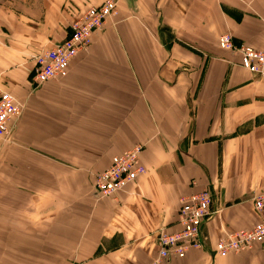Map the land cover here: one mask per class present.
Here are the masks:
<instances>
[{
	"label": "crops",
	"instance_id": "crops-1",
	"mask_svg": "<svg viewBox=\"0 0 264 264\" xmlns=\"http://www.w3.org/2000/svg\"><path fill=\"white\" fill-rule=\"evenodd\" d=\"M104 1L0 0V84L25 104L0 138V264H146L204 188L220 210L205 246L168 264H264V243L212 251L258 219L264 79L219 41L264 50V0H117L67 75L35 87L37 56ZM138 144L146 173L101 197L96 175Z\"/></svg>",
	"mask_w": 264,
	"mask_h": 264
},
{
	"label": "built area",
	"instance_id": "built-area-1",
	"mask_svg": "<svg viewBox=\"0 0 264 264\" xmlns=\"http://www.w3.org/2000/svg\"><path fill=\"white\" fill-rule=\"evenodd\" d=\"M117 13V0H105L100 5H91L83 10L72 21L71 34L37 57L33 72L35 87L66 76L72 59L91 45L95 33ZM219 43L223 48L236 53L246 69L264 79L263 49L245 43L236 45L229 33L222 34ZM24 110L25 105L12 92L0 88V137L11 134ZM142 148L143 145L138 144L124 154L115 156L111 165L96 175L94 187L101 197L117 193L146 173L140 158ZM219 211L213 207V196L207 188L183 196L178 220L181 228L171 233L164 229L157 233L155 240L158 253L146 264H168L173 257L185 256L192 247H204L206 236L203 225ZM254 211L258 215L254 225L226 231L215 244L216 254H240L253 251L264 243V190L254 198Z\"/></svg>",
	"mask_w": 264,
	"mask_h": 264
},
{
	"label": "rangeland",
	"instance_id": "rangeland-1",
	"mask_svg": "<svg viewBox=\"0 0 264 264\" xmlns=\"http://www.w3.org/2000/svg\"><path fill=\"white\" fill-rule=\"evenodd\" d=\"M118 8H119V7H118ZM91 44H92V43H91ZM236 45H237V44H236ZM239 45H241V44H239ZM221 47H222V46H221ZM222 48H223V47H222ZM87 49H88V48H87ZM223 49H225V48H223ZM227 50H228V49H227ZM83 51H85V50H83ZM83 51H81V52H83ZM79 53H80V52H79ZM79 53H78V54H79ZM78 54H77V55H78ZM38 56H39V55H38ZM38 56H37V57H38ZM36 59H37V58H36ZM72 61H73V59H72ZM72 61H71V62H72ZM70 65H71V63H70ZM241 66H243V65L241 64ZM243 67H244V66H243ZM244 68H245V67H244ZM69 69H70V66H69ZM69 69H68V72H69ZM68 72H67V73H68ZM66 75H67V74H66ZM259 76H260V75H259ZM64 77H65V76H64ZM33 78H34V76H33ZM34 86H35V85H34ZM0 88L6 90V88H4L3 85H1V84H0ZM24 105H25V104H24ZM16 128H17V125H16ZM14 130H15V128H14V129L12 130V132H11L12 135H13V133H14ZM15 132H16V130H15ZM11 134H10L8 137H5V136H4V137H0V138L3 139V140H5V142H10L11 139H12V138H11V137H12ZM142 149H143V148H142ZM130 183H132V182H130ZM125 187H126V186H125ZM125 187H124V188H125ZM124 188H123V189H124ZM123 189H122V190H123ZM119 190H120V189H119ZM120 191H121V190H120ZM118 192H119V191H118ZM118 192H117V193H118ZM117 193L115 192L113 195H111V196H109V197L116 196ZM204 246H205V245H204ZM212 251H214V254H216V253H215V245L213 246Z\"/></svg>",
	"mask_w": 264,
	"mask_h": 264
},
{
	"label": "trees",
	"instance_id": "trees-1",
	"mask_svg": "<svg viewBox=\"0 0 264 264\" xmlns=\"http://www.w3.org/2000/svg\"><path fill=\"white\" fill-rule=\"evenodd\" d=\"M70 34H71V31H70ZM70 34H69V35H70ZM69 35H68V36H69ZM68 36H67V37H68Z\"/></svg>",
	"mask_w": 264,
	"mask_h": 264
},
{
	"label": "bare ground",
	"instance_id": "bare-ground-1",
	"mask_svg": "<svg viewBox=\"0 0 264 264\" xmlns=\"http://www.w3.org/2000/svg\"><path fill=\"white\" fill-rule=\"evenodd\" d=\"M22 114H23V113H22ZM22 114H21V115H22Z\"/></svg>",
	"mask_w": 264,
	"mask_h": 264
}]
</instances>
